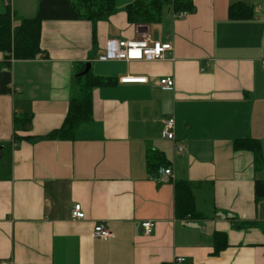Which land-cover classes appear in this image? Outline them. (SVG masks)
Segmentation results:
<instances>
[{
    "label": "crops",
    "instance_id": "obj_1",
    "mask_svg": "<svg viewBox=\"0 0 264 264\" xmlns=\"http://www.w3.org/2000/svg\"><path fill=\"white\" fill-rule=\"evenodd\" d=\"M136 1L116 0L96 44L91 22L46 21L48 57L12 61V91L0 95V264H264V199L256 200L264 181V0H192L195 13L176 19L166 9L171 16L149 26L128 22L125 8ZM238 3L253 17L230 19ZM11 4L19 23L37 15L39 0ZM141 34L174 51L164 61H101L110 40ZM88 63L113 81L93 92V122L74 141L46 138L62 127ZM127 77L148 82L123 84ZM165 77L174 78L172 90L158 86ZM170 116L175 142L164 136ZM245 138L259 141L262 168L253 152L235 151ZM150 153L173 175H152ZM181 181L191 184L201 218L176 216ZM75 204L85 220L72 219ZM145 222L154 224L149 235ZM101 223L112 239L94 237ZM216 233L228 243L219 254Z\"/></svg>",
    "mask_w": 264,
    "mask_h": 264
},
{
    "label": "trees",
    "instance_id": "obj_2",
    "mask_svg": "<svg viewBox=\"0 0 264 264\" xmlns=\"http://www.w3.org/2000/svg\"><path fill=\"white\" fill-rule=\"evenodd\" d=\"M8 0H2L6 3ZM5 12L0 13V53L6 54V60L0 63V95L11 93L12 61H29L38 57H48L41 48L42 25L46 21H87L93 24V41H97L99 22L107 21L116 13V0H39L37 15L32 19L15 22L12 8L5 4ZM166 9L175 14H193L196 7L192 0H138L125 8L131 25H155L162 21ZM228 16L233 20H245L253 17L252 9L245 4H235L229 8ZM87 64L82 65L75 77V93L61 128L51 132L46 138L74 141L77 132L91 124L93 117V92L96 88L109 86L112 80L97 77L92 69L86 74ZM31 119L21 120L27 124ZM235 151L254 153L255 166L263 167L260 143L252 138L234 141ZM148 168L152 175H158L165 168L159 155L150 153ZM264 199V181L256 183V200ZM175 214L180 219H198L202 215L196 212L195 196L191 184L181 181L175 184ZM215 254L228 247L225 234L213 236Z\"/></svg>",
    "mask_w": 264,
    "mask_h": 264
},
{
    "label": "built area",
    "instance_id": "obj_3",
    "mask_svg": "<svg viewBox=\"0 0 264 264\" xmlns=\"http://www.w3.org/2000/svg\"><path fill=\"white\" fill-rule=\"evenodd\" d=\"M7 6L11 7V0L6 1ZM176 19H184L188 16V13L175 14ZM174 51V44L172 42H161L149 34H141L134 40H110L107 43V54L101 58V61H127V62H141V61H164L167 58V54ZM262 63L264 65V51L262 55ZM123 84L128 83H147V78H135L127 77L121 80ZM158 86L163 89L172 90L175 86V80L173 77H165L157 82ZM176 120L173 116H170L164 121V136L169 141H176L175 135ZM176 145V153L181 154L184 151V147ZM173 172L169 168H161L158 172L160 180L165 176H172ZM71 217L75 221H82L86 219V213L83 210L81 204H75L73 206ZM143 231L146 235H149L153 229L154 224L151 222H145L142 224ZM95 238L106 241L114 237V234L103 224H98L93 232ZM183 259H179L178 262H183ZM4 264V263H1Z\"/></svg>",
    "mask_w": 264,
    "mask_h": 264
},
{
    "label": "rangeland",
    "instance_id": "obj_4",
    "mask_svg": "<svg viewBox=\"0 0 264 264\" xmlns=\"http://www.w3.org/2000/svg\"><path fill=\"white\" fill-rule=\"evenodd\" d=\"M2 0H0V7L2 6ZM164 15H168V16H171V14L169 13V10H167L166 12H165V14ZM156 27H153V30H152V32L155 34L156 33V29H155ZM157 29L158 30H161L160 31V34H162V32H165L166 33V31L169 29V25L168 24H166L165 26L163 25L162 26V29L160 28V27H157Z\"/></svg>",
    "mask_w": 264,
    "mask_h": 264
},
{
    "label": "water",
    "instance_id": "obj_5",
    "mask_svg": "<svg viewBox=\"0 0 264 264\" xmlns=\"http://www.w3.org/2000/svg\"><path fill=\"white\" fill-rule=\"evenodd\" d=\"M91 69H92V65L91 63H88L85 72L82 73L81 76L86 75Z\"/></svg>",
    "mask_w": 264,
    "mask_h": 264
}]
</instances>
